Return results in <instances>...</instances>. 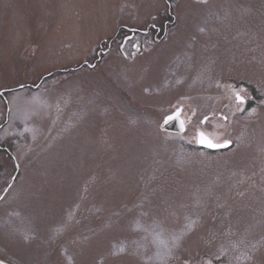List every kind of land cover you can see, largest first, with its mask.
<instances>
[{
    "label": "rangeland",
    "instance_id": "obj_1",
    "mask_svg": "<svg viewBox=\"0 0 264 264\" xmlns=\"http://www.w3.org/2000/svg\"><path fill=\"white\" fill-rule=\"evenodd\" d=\"M0 260L264 264V0H0Z\"/></svg>",
    "mask_w": 264,
    "mask_h": 264
},
{
    "label": "water",
    "instance_id": "obj_2",
    "mask_svg": "<svg viewBox=\"0 0 264 264\" xmlns=\"http://www.w3.org/2000/svg\"><path fill=\"white\" fill-rule=\"evenodd\" d=\"M237 100H240L237 96ZM244 100V99H243ZM182 107L177 108L176 110H174L173 113L169 114L168 116L165 117L164 121L162 122V129L163 130H167V131H175L178 133H182L185 131L186 126L182 117ZM203 133V132H200ZM200 133L197 136V144L200 145L203 148H208L210 150H219V149H226L228 147L231 146V142L230 143H226V142H222V143H217L215 142L209 135L205 134V137L209 140L212 141V143L216 144V145H220L219 147H209L207 143H201L200 142ZM229 142V141H227ZM0 263L2 264H9L6 262H3L0 260Z\"/></svg>",
    "mask_w": 264,
    "mask_h": 264
},
{
    "label": "snow or ice",
    "instance_id": "obj_3",
    "mask_svg": "<svg viewBox=\"0 0 264 264\" xmlns=\"http://www.w3.org/2000/svg\"><path fill=\"white\" fill-rule=\"evenodd\" d=\"M238 98L241 100V102H243V97L239 96V93H237ZM200 142L201 143H207L209 147H219L220 145H216L214 143H212L211 140L207 139L204 135V133H200ZM226 143H230V142H226Z\"/></svg>",
    "mask_w": 264,
    "mask_h": 264
},
{
    "label": "bare ground",
    "instance_id": "obj_4",
    "mask_svg": "<svg viewBox=\"0 0 264 264\" xmlns=\"http://www.w3.org/2000/svg\"><path fill=\"white\" fill-rule=\"evenodd\" d=\"M170 114H171V113H170ZM168 115H169V114H168ZM165 117H166V116H165ZM165 117H164V118H165Z\"/></svg>",
    "mask_w": 264,
    "mask_h": 264
}]
</instances>
